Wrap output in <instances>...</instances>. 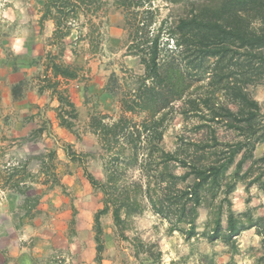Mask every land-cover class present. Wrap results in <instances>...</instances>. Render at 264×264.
<instances>
[{
	"label": "trees",
	"instance_id": "obj_1",
	"mask_svg": "<svg viewBox=\"0 0 264 264\" xmlns=\"http://www.w3.org/2000/svg\"><path fill=\"white\" fill-rule=\"evenodd\" d=\"M37 1L40 29L44 21H53L51 49L43 57L41 72L9 84L12 101L33 89L39 95L50 92L58 102V125L79 139L78 110L63 84L77 79L81 66L62 60L65 39L76 30V41L86 37L96 51L103 35L101 14L111 6L123 14L127 54L137 57L142 66V72L134 74V88L124 90L114 72L103 87L113 97L119 95L122 112L138 116V120L126 115L110 119L102 114L89 118L87 127L108 156L104 180L87 170L83 155L70 144L62 146L71 162L84 166L91 188L102 194V205L92 216L96 264L105 252L101 217L110 213L114 227L127 239L123 232L126 222L146 210L167 221V233L177 231L189 244L198 237L210 244L223 243L230 253L226 264H240L233 257L240 253L237 237L254 227L260 236V254L254 264H264V216L254 215L249 206L235 211L230 198L238 182L246 191L252 185L264 191V154L254 155L256 146L264 142V112L248 90L264 81V0H163L184 4V12L171 22L161 20L158 26V8L152 0ZM82 26H88L85 34L80 32ZM169 41L171 47H167ZM6 59L11 60L12 72L19 71L14 55ZM83 91L86 96V86ZM172 112L184 121L195 118V122L190 132L184 126L174 150L168 151L162 139ZM37 132L42 133V128ZM45 155L50 164L41 170L56 179V151L50 149L38 158ZM128 171L136 175L129 177ZM29 176L22 162L8 164L1 175L2 187L25 194ZM37 200L31 202L24 195L21 209L31 218ZM201 207L207 210V220L200 232ZM73 225L74 218L70 220L72 232ZM141 251L145 250L137 248L135 256ZM146 251L159 264L160 251L155 255L149 248ZM214 255L200 253L199 260L215 264Z\"/></svg>",
	"mask_w": 264,
	"mask_h": 264
},
{
	"label": "rangeland",
	"instance_id": "obj_2",
	"mask_svg": "<svg viewBox=\"0 0 264 264\" xmlns=\"http://www.w3.org/2000/svg\"><path fill=\"white\" fill-rule=\"evenodd\" d=\"M192 1L198 3L209 2V0ZM152 5L158 8L156 26H158L161 20H166V23L171 22V20L184 12V4L181 3L171 4L165 3L163 0H152ZM39 16L40 3L37 0H0V69L5 68L7 70L8 66L11 64V60L6 59V56L12 54L15 56V62L19 64V71H21L23 76L25 75L31 78L38 72H41L43 68V57L46 51L51 49L49 45L51 34L48 32L54 28V25L52 20H46L43 23V28L40 29L38 23ZM101 19L103 24L100 26V29L103 35L98 43V49L96 51L89 45V40L86 37L80 41H76V30L65 39V53L62 56V60L67 64L81 66L79 77L70 80L73 82V87L86 86L87 89L88 87L90 88L86 96L82 98L83 101L81 105L77 107L78 118L75 124L76 130H78L80 134L79 139L67 130L62 136L50 130V119L46 111L50 112L52 111L50 110L51 108L56 107L49 105L52 100L48 98V107L42 106L45 110H39L40 116H35L31 121L27 120L25 125L21 122L22 116H30L32 112H37L39 109L38 106L24 107V109L17 107L18 109H15L14 106H7V104L4 103L3 106L0 107V187H2L3 179L1 175L5 174V167L8 166V164L12 165L22 162L26 166V170L30 173V176L25 180V194L21 195L23 197L24 195L29 197L31 202H33L36 197L38 199L35 209L32 211L35 213V216L32 218L33 223L34 221L37 222L38 228H42L43 226H45L44 228L47 226L48 228H54L55 232L62 230L63 226L66 224L67 227L64 233L68 235L71 232L70 220L74 218L73 210L75 207L73 206V202L77 201L78 203L80 199L79 195H83L85 198L88 196L86 199H82L83 202L81 205L83 206V204H85L84 202L89 201L90 207L87 209L92 210V216L102 205V194L91 188L83 173V167L85 166L97 179L104 180L103 165L108 158L106 153L102 151L96 135L89 131L87 127L89 118L91 115L102 114L108 116L110 119L118 118L120 115H126L135 120L139 119L138 116L122 112L119 95L113 97L108 94V96L105 97L102 96L103 92L100 94L93 92L94 89L102 88L103 90L107 78L113 72L120 79L124 90L131 87L134 88V74H140L142 72V66L139 64L138 58L127 54L126 47L128 35L127 29L124 26L121 9L111 6L104 14H101ZM47 21L51 22L52 27L50 23L49 25L46 24ZM86 31H88V26H82L80 28L82 34H85ZM48 34H50V36ZM165 40L166 38L163 41L165 42ZM171 45L172 41H169L167 47H171ZM74 49L76 53L72 52ZM52 51L56 52L57 47L53 48ZM36 59L38 62L34 63ZM123 78H125V81ZM66 83L67 82H64L63 87H65L68 92V87L65 86ZM33 84L35 85L36 81H34ZM33 90L36 91V89ZM248 90L258 101L264 112V81L256 86H249ZM68 94L73 101V99H75V94L73 93L72 96L69 92ZM50 97L53 100L56 99L53 95ZM41 100L44 102L46 99ZM56 104H58L57 100ZM178 105L179 102L176 103V106ZM12 110L14 111L12 112ZM11 113L17 115L16 118L19 122L16 123L14 121L13 123L5 124L3 118L6 116L11 117V115H8ZM20 113L22 114L21 116L19 115ZM172 114L173 117L168 121L162 139V145L168 151L174 150L177 142V135L184 131V126L187 128L185 130L190 132V128H192V124L195 122V118L184 121L183 118L175 112H172ZM5 125H9L12 131L6 132ZM1 126H3V128ZM39 128H45V131L47 130L45 134L49 139L45 135L42 136L41 132H37ZM15 130L18 132L15 133ZM14 133L17 136L14 137ZM221 134L226 138L231 137L228 133L222 132ZM64 144H70L73 150L83 155L82 159L84 161V166L79 162H71L66 157L62 149ZM50 149H54L60 153L58 154L56 152V179H52L49 174L46 175L41 170V168L50 164V160H48L47 156H43L42 159H39L40 157L38 158L40 154H47V151ZM263 154L264 142L258 144L254 151L256 157ZM42 160H44L46 164H43ZM56 169L59 170L56 171ZM63 175L67 176L68 179L72 178L73 183L78 185L75 187L65 185L64 182L62 183V179L60 180ZM127 175L129 177L135 176L136 172L128 171ZM259 191L264 194V191L256 185H252L248 191H246L243 183L238 182L236 188L230 194L233 209H238L243 201H250V198L254 196L253 194ZM76 194H78V196ZM63 199H68L71 203L69 209V203L64 204L62 202ZM251 208H253V213H255V206ZM66 209L70 210L72 213L65 212ZM206 211L207 210L203 207L199 209L197 222L200 232L204 228V224L207 220ZM101 225L105 251L107 246L110 250V257L114 260V264H155V262L151 260L152 256L150 252L146 251L148 248L153 255L158 254L160 251L159 264H165L164 260H166L167 257H174L177 258V261H180L179 252L183 251V246H189V243L184 241L183 236L179 232L174 231L172 233H167V221L161 219L150 210H146L142 214L136 215L126 222V227L123 232L127 239H122L117 229L114 227L110 213L101 217ZM38 230L39 229H37V232ZM33 233L34 234L31 235V246L34 245L32 241L33 238H38L40 236L36 234V232ZM52 233L50 234L51 238L55 236V234ZM196 239L198 240L193 241L192 244L195 243L197 248L202 249V243H204L205 240L201 237ZM137 248L145 250L138 252V257L135 256ZM189 248L191 249V247H188V250ZM192 248L193 250L195 249L194 247ZM258 248L260 249V241ZM50 253L55 261H61L60 264L65 261L58 253H54V251Z\"/></svg>",
	"mask_w": 264,
	"mask_h": 264
},
{
	"label": "crops",
	"instance_id": "obj_3",
	"mask_svg": "<svg viewBox=\"0 0 264 264\" xmlns=\"http://www.w3.org/2000/svg\"><path fill=\"white\" fill-rule=\"evenodd\" d=\"M49 23L52 27L50 21L46 22L47 25H49ZM52 30L53 28L48 33L51 34ZM50 34L48 35L50 36ZM22 78L23 75L21 71L12 72L10 65L8 66L7 70L5 68L0 69V107H2L4 103L7 104V106H14L15 109H24V107H31L34 105L35 107L38 106L39 109L37 112H32V115L29 114L30 116H22L21 122L23 125H25L27 120L31 121V119L35 116H40L39 110L44 109L42 106L47 108L49 100H52L49 103L50 106L56 107L57 104L56 99H51L50 92L44 91L41 95H39L35 90L28 91L20 100L12 101L10 99L9 84ZM66 82L67 83L65 86L68 87V92L70 95L72 96L73 93L75 94V99H73V101L76 107H78L83 101L82 98L84 97V86L73 87L72 81L69 80ZM89 90L90 88L88 87L87 91ZM93 92L98 94L103 92L102 96H108V93L104 92L102 88L94 89ZM47 98L49 100H47ZM41 99L46 100L43 102ZM54 109L55 108H51L50 110L52 111L50 112L46 111V113L49 115L48 118L50 119V130L62 136L66 133V129L58 125V120L56 118ZM13 111L14 110H12V112ZM8 115H11V117L6 116L3 118L5 124H10L14 121L16 123L19 122L16 118L17 115H13V113ZM19 115L21 116L22 114L20 113ZM5 126L7 130L6 132L12 131V128L10 129L9 125ZM1 127L3 128V126ZM15 131V133L18 132L17 130ZM46 131L45 128H42V136L45 135L47 137L45 134ZM15 133L14 137L17 136ZM54 141L57 142L56 140ZM57 153L60 154L59 151ZM58 170L56 169V171ZM60 180L67 186L75 187L78 185L73 183L72 178L68 179L67 176L64 175L60 178ZM76 195L78 196V194ZM253 195L254 196L250 198L248 203L243 201L240 207L235 210L241 212L248 206H255L256 209L254 211V215L264 216V194L259 191ZM79 196L80 199L78 200V203L77 201L73 202V206L75 207L74 231H71L68 235L64 233L67 227L66 224L63 226L62 230H58L56 232L54 228H48V226L46 228H44L45 226L38 228L37 222L34 221L33 223V219L30 217V214L25 213V210L21 209V203L23 202L24 197L20 194L18 195L14 193L10 189L0 187V264H60V260H54L50 253L52 251H54V253H58L62 259H65L62 264H96L94 259L95 244L93 241L92 231V210L87 209L90 207L89 201L84 202L85 204H83V206L81 205L83 202L82 199H86L88 196L86 198L83 195ZM62 202L64 204L69 203L68 209L71 207V203L68 201V199H63ZM68 209H66L65 212L72 213ZM37 229H39L38 232ZM33 232H36V234L40 236L38 238H33L32 241L34 245L31 246L30 242L31 235L34 234ZM51 233L55 234V236L52 238L50 237ZM259 241L260 238L256 234L254 227L242 231V233L237 237V246L240 253L233 256L234 260L240 264H254L255 258L260 254V250L258 248ZM204 243H202V249L197 248L195 243L188 244L189 246H183V251L179 252L181 260L177 261V258L167 257V259L164 260L165 264H204L199 260L200 253L209 255L215 253V264H226L229 261L230 253L223 243L215 241L214 243L210 244L206 240ZM188 247H191V249L189 248L188 250ZM192 247L195 249L193 250ZM109 252L110 250L106 246V251L104 252L100 264H114V260L110 257Z\"/></svg>",
	"mask_w": 264,
	"mask_h": 264
}]
</instances>
